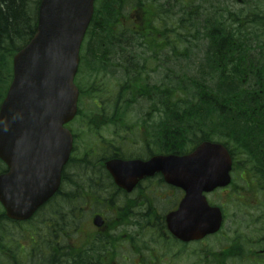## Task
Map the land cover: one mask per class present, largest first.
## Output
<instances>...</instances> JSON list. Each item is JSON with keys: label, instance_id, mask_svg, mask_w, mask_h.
I'll return each mask as SVG.
<instances>
[{"label": "trees", "instance_id": "obj_1", "mask_svg": "<svg viewBox=\"0 0 264 264\" xmlns=\"http://www.w3.org/2000/svg\"><path fill=\"white\" fill-rule=\"evenodd\" d=\"M40 3L0 0V104L13 78V56L36 32ZM151 25L155 31L148 30ZM152 57L169 62L153 86L152 101L160 106L154 111L155 140L169 125L172 153L201 140L222 141L236 158L237 172H252L242 177L243 188L264 193V0H96L80 69L90 78L80 86V103L83 95L94 102L89 110L81 105L80 129L97 130L99 116L112 122L121 116L126 126L131 119L125 108L102 111L96 103L115 106L118 89L112 87L118 81L124 83L123 107L139 102L136 89L145 82L143 66H149L142 58ZM126 58L132 66L120 70L126 64L118 59ZM5 170L0 160V172ZM81 188H61L24 222L9 219L0 203V264H100L105 240L77 227L85 223L78 207L89 194ZM90 191L94 198L101 194ZM244 244L238 239L233 246L237 251Z\"/></svg>", "mask_w": 264, "mask_h": 264}, {"label": "water", "instance_id": "obj_2", "mask_svg": "<svg viewBox=\"0 0 264 264\" xmlns=\"http://www.w3.org/2000/svg\"><path fill=\"white\" fill-rule=\"evenodd\" d=\"M94 11L95 0H41L36 32L13 57V79L0 105V159L8 165L0 173V202L11 219H29L59 189L73 145L65 125L78 111L75 78ZM107 168L122 186L140 174L162 173L184 188V201L168 217L184 240L220 230L222 210L204 192L231 183L233 159L224 144L205 140L187 154L113 159ZM94 222L102 225L101 217Z\"/></svg>", "mask_w": 264, "mask_h": 264}, {"label": "flooded vegetation", "instance_id": "obj_3", "mask_svg": "<svg viewBox=\"0 0 264 264\" xmlns=\"http://www.w3.org/2000/svg\"><path fill=\"white\" fill-rule=\"evenodd\" d=\"M141 23L145 24V22ZM153 27L151 25L148 30L155 31ZM142 60L147 61L149 66H143L147 71L143 73L145 82L140 89H136L139 94V96L137 95V99H140L139 102L123 107L122 100H119V98H122L121 93L124 83L118 81L114 85L118 89L116 105H104L101 101L96 103L97 108L102 111L110 110L112 112L115 110L116 113H120L125 108L128 112L127 116L131 119L126 126H124L121 116H112V118L118 119L115 122H112L109 118L104 120L103 116H99L101 121L97 130L89 131L87 127H84V129H87L91 134L100 135V140H80V108L76 118L68 124V128L74 136V145L71 156L62 169V182L59 190L61 188L65 190L72 189L71 192H73L76 187H82L81 191L84 190V195L89 192L88 196L90 198L88 197L89 199L85 200V207H83L86 213L84 219L87 225L86 228L89 229L84 231V234L92 236L93 239L96 235H100L101 240H105L103 244L105 251L104 254L102 253L103 258L100 264H118L119 250L127 248L138 255L132 259L133 264H160L154 260L158 259V257H154L155 249L148 252L150 258L148 262L141 257V253H146L148 250L149 243L153 245L160 244V248L163 247L164 254L159 255L157 253V256L163 257L161 264H186L187 253L190 252V248L197 245L199 247L193 248V252H190L194 256L196 264H264V238H255L257 235L262 236L264 234V206L259 205V202L248 204L246 201L247 192L241 188L238 190L245 192L240 193L241 201L231 200L236 190L234 180L240 174L241 180L242 177H246L245 175H250L252 172L248 169H244L242 172H237L235 169L231 185L216 189L208 193L207 197L211 204L221 205L225 215L227 214L225 204L214 200L215 196L220 199L223 198L228 205H237L230 215L233 221L232 224L244 220L253 222L249 227L253 226L254 231L257 228L256 224L261 225L262 229L250 235L243 228L238 229V225L233 229L232 225L228 228L229 242L218 250L206 251L203 250L202 244L220 233L187 241L174 234L169 228V215L180 208L186 197L184 188L168 183L161 173L154 175L140 174L132 180V183L129 179L126 185L122 186L116 182L108 170L107 162L113 159L148 161L156 155L172 154L168 149V141H166L168 126L167 130L163 129L166 135L162 131L161 137H157V140H155L154 120L157 117L154 116V111L160 106L158 103L155 105V102L152 101L153 86L155 82H160L163 79L161 73L169 62L164 58L155 57L142 58ZM129 61V58H126V60L118 59L119 65L126 64V66L121 65L120 70H123L124 67L127 68V65L131 68L132 64ZM133 61L136 60L133 58ZM155 62L162 65L155 67ZM86 75L89 76L87 71ZM101 79L103 80V78ZM82 83L85 84V82ZM144 94H147L150 98H144ZM81 105L80 103V107ZM136 111L139 112V115H136ZM132 115H135L136 119L132 120ZM90 141L97 144L93 147L87 143ZM176 154H186V151ZM103 168L110 175L111 184L109 186L106 184L107 179ZM83 175L86 177H82ZM90 190H100L101 194L96 196L98 198H94L95 195L92 197ZM218 193H221V195H218ZM158 197L164 199L163 204L159 203ZM246 205L249 207L248 212L245 211ZM96 216L101 217V226L94 223ZM238 239L244 241L245 244L237 248L236 251L233 244L234 240ZM129 260L128 257H125V261Z\"/></svg>", "mask_w": 264, "mask_h": 264}, {"label": "rangeland", "instance_id": "obj_4", "mask_svg": "<svg viewBox=\"0 0 264 264\" xmlns=\"http://www.w3.org/2000/svg\"><path fill=\"white\" fill-rule=\"evenodd\" d=\"M166 18H167V16H166ZM83 78H85V79H83ZM86 78H87L86 71L83 72V70H81L80 73H79V76H78V80L80 82V86L82 85V82H85V84H89L90 83L89 82L90 78H87V79ZM112 88H115V86H113ZM82 100H83V102H82L83 109L84 110H89V108H91L93 102H91L90 99H88V97H85V95H83V99ZM136 115H139V112L136 111ZM134 119H136V116L132 115V120H134ZM77 130H79V129H77ZM79 136H80V140H100V135L91 134L87 129H85V130L84 129H80L79 130ZM87 143L91 144V146H93V147L97 144V143H95L93 141H90V142H87ZM81 173L83 174V172H81ZM236 174L238 175L237 172H236ZM239 176L236 178L238 184L240 186H245V182L243 180H241V178ZM82 177H86V176L83 175ZM251 179L255 180V177H252ZM256 192H258L257 195L255 194V192L253 190H251V189L247 190V194H246L247 203L248 204L249 203H254L255 201H257L255 199H258L260 201L259 205L264 206V193L261 190H259V189ZM218 195H221V193H218ZM217 197L218 196H215L214 200H216L218 203L219 202L224 203L225 207L227 208V214H228L227 215V220H226V223L224 224L225 226L223 227V231L220 232L219 235H215V236L209 238L207 242H204L202 244V248H203L204 251L211 250V249L218 250L222 246L226 245L227 242H229V230H228V228L231 227L232 225H233V227H232L233 229L235 228L236 225H238L239 226L238 229L243 228L245 230V232L247 234H250V235H252L254 232H258L259 230L262 229L261 225L256 224L257 228L254 231V228H252L253 226L249 227V225H251L253 222H248V221H244V220H241L240 222H235L234 224H232L233 221L231 220L232 218L230 217V215L236 209L237 205H232V204L228 205L223 198L220 199V198H217ZM85 200L81 201L82 203L80 202L81 204L79 205L78 210H81V209H83V207H85ZM157 200H159L160 204L164 203V199H160V197H158ZM231 200L234 201V200H237V199H235V197L233 196L231 198ZM245 211L246 212L249 211L248 205L245 206ZM35 220H36V222L38 220L40 221V218H37ZM77 227L82 232L87 231L89 229V228H86L87 227L86 224L79 225ZM255 238L263 239L264 238V234L262 236L261 235H259V236L257 235ZM23 242L25 243L26 241L23 240ZM52 247H54V248L58 247V240H54V243L52 244ZM126 247H128V246H126ZM198 247H199L198 245L197 246H193V248H198ZM193 248H190L189 251L193 252V250H194ZM153 249H155L154 250V255H155L154 257L155 258L158 257V259H154V260L161 264L163 257L157 256V253L159 255H163L164 254L163 253V247L160 248V244L153 245V244L149 243L148 244V250L146 251V253H144V252L141 253V257L144 259V261L148 262V260L150 259L149 255H148V252L152 251ZM190 252L187 253L186 264H196V262L194 261V256ZM137 256L138 255L136 253H134L133 251H131L128 248L127 249H121V250H119L118 260L117 261H118V264H133L132 259L134 257H137ZM125 257H128L130 260L129 261H125ZM5 264H8V263L5 261Z\"/></svg>", "mask_w": 264, "mask_h": 264}, {"label": "bare ground", "instance_id": "obj_5", "mask_svg": "<svg viewBox=\"0 0 264 264\" xmlns=\"http://www.w3.org/2000/svg\"><path fill=\"white\" fill-rule=\"evenodd\" d=\"M222 47H224V45H221ZM169 126V125H168ZM163 128L165 129V130H167V127H166V125H164L163 126ZM164 132V131H163ZM165 134L164 135H166V132H164Z\"/></svg>", "mask_w": 264, "mask_h": 264}]
</instances>
